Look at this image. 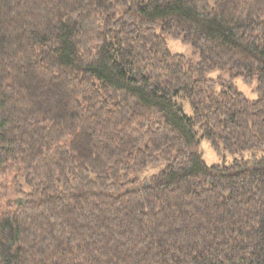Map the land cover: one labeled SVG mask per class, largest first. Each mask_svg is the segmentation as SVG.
<instances>
[{
  "label": "trees",
  "instance_id": "trees-1",
  "mask_svg": "<svg viewBox=\"0 0 264 264\" xmlns=\"http://www.w3.org/2000/svg\"><path fill=\"white\" fill-rule=\"evenodd\" d=\"M0 264H264V0H0Z\"/></svg>",
  "mask_w": 264,
  "mask_h": 264
},
{
  "label": "rangeland",
  "instance_id": "rangeland-1",
  "mask_svg": "<svg viewBox=\"0 0 264 264\" xmlns=\"http://www.w3.org/2000/svg\"><path fill=\"white\" fill-rule=\"evenodd\" d=\"M166 42H167V46L169 48V50L171 52L174 53H181L187 57H193L194 59L197 55H194L193 52V47H191L190 45H185L183 44L180 39H175L172 37H166ZM226 75L224 73H221L220 71H213L211 72V74L209 73L208 76H217V75ZM235 84L237 85L238 89L240 91H242L246 96L250 97V98H255V94H252V90H254V87H247L244 86L242 84V82L237 79L235 80ZM185 111L188 113L189 112V108L187 106H185ZM199 152L201 153L203 159L205 160V162L207 164H214V163H219V162H228L230 161V157L227 154H220L217 155L215 152H213V150L210 148L209 144L207 141L202 140L200 142V146H199ZM161 166L159 165L157 167V169H159ZM157 169L155 167H152L150 169H147V171H145L144 173L150 174L151 172H155L157 171Z\"/></svg>",
  "mask_w": 264,
  "mask_h": 264
}]
</instances>
